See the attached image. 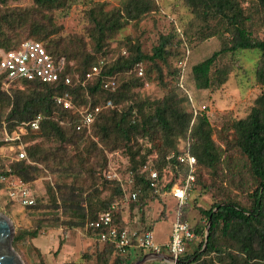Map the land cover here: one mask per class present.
<instances>
[{
    "label": "trees",
    "instance_id": "1",
    "mask_svg": "<svg viewBox=\"0 0 264 264\" xmlns=\"http://www.w3.org/2000/svg\"><path fill=\"white\" fill-rule=\"evenodd\" d=\"M181 1L192 15L190 31L160 35L146 53L138 36L117 41V48L111 45L122 29L130 26L137 31L144 20L159 13L156 0H119L108 10L94 0H0V52L35 40L55 61L64 60L60 79L52 83L25 79L4 83L0 76V148L7 144L1 140L4 135L23 126L13 144L21 145L26 155L8 161L0 151V196L8 189L1 177L29 182L46 175L45 171L56 174L50 202L62 205L66 228H80L101 243L87 256L94 257L93 264H130L143 256L133 259L132 249L122 253L113 242L100 241L108 229L89 223L104 212L111 213L110 228L130 229L124 218L127 213L130 220L139 215V231L152 232L156 221L150 217V203L168 196L174 201V216L180 212V220L187 222L188 203L178 205L168 192L180 182L179 175L188 173V166L175 157L167 159L185 149L196 159L193 186L209 193L213 203L209 209H199L203 224L190 226L199 243L175 264H264V93L246 117L223 123L218 134L223 150L213 138L207 106L191 107L192 95L222 85L220 71L212 68L227 53L258 50L255 82L264 86V0ZM77 3L84 5L81 31L67 33L58 19L67 17ZM196 38L218 41L220 48L192 62ZM171 58L178 59L177 65L172 66ZM143 63L148 65L139 76ZM93 66H99L98 74L86 80ZM153 73L164 94L150 100L139 92ZM65 95L72 108L58 103ZM95 108L99 111L92 123L83 126L84 113ZM37 116L41 119L33 130L28 123ZM116 151L126 157L127 165L111 169ZM149 157L160 177L166 167L171 170L170 181L155 184L150 179L144 169ZM111 173L120 179L108 178ZM35 197L34 205L22 208L38 211L44 199ZM33 222L32 228H16L14 248L37 238L42 225L39 219Z\"/></svg>",
    "mask_w": 264,
    "mask_h": 264
},
{
    "label": "rangeland",
    "instance_id": "2",
    "mask_svg": "<svg viewBox=\"0 0 264 264\" xmlns=\"http://www.w3.org/2000/svg\"><path fill=\"white\" fill-rule=\"evenodd\" d=\"M25 0L23 3H27ZM104 3L106 9L118 6L119 0H94ZM160 7V12L148 17L138 27L133 30L130 26L125 27L115 39L116 43L111 45L117 48L119 42L128 36H138L144 52H150L157 44L160 35H174L183 32L184 29L190 31L189 22L192 15L183 5L181 0H156ZM84 5L77 3L72 6L67 17H60L58 23L62 24L67 33L81 31V17ZM264 35V34H263ZM175 37H177L175 35ZM196 40V41H195ZM193 52L191 53L192 62L200 61L207 58L214 51L220 48L219 42L215 40H199L196 38ZM119 41V42H117ZM190 50V49H189ZM191 52V51H190ZM259 58L258 50L237 51L235 53H227L217 60L212 68L220 71L222 77V85L213 91L200 94L198 97L191 96V107L194 109H202L207 106V116L213 125V138L218 147L223 150L224 144L220 141L218 134L224 122L230 119H242L247 116L255 99L264 93V86L260 87L255 82V66ZM177 60L171 58L172 66L177 65ZM104 61H110L104 59ZM159 64L162 65L161 62ZM146 63L141 64L144 70L147 68ZM154 73L151 75L150 81H145L144 87L140 90L143 98L150 100L160 99L164 94V89L155 81ZM6 150L4 152L8 161L14 160L13 155ZM109 163L111 169L117 167L122 168L127 165L126 157L119 151L114 152ZM4 156V157H5ZM168 159V157H167ZM153 163L149 157L144 169L150 171L155 170ZM166 167L163 171V177L166 181H170L173 174ZM46 175L26 182L34 191L38 198H43L44 202L40 209L36 212L24 210L18 204H10L6 195L0 196V213L10 219L16 228H32L33 219L41 221V230L37 238L26 241L25 243L13 249L19 256L22 264H93L92 259L87 256L94 253L101 243L92 240L84 230L80 228H66L62 224V215L64 213L62 205L55 207L50 199L55 195L53 183L56 174L45 171ZM178 176V179H180ZM187 206V223L194 226L198 221L203 224V219L199 213V209H209L213 203L212 196L203 192L199 186H193L188 197ZM174 201L168 196H162L150 203V217L152 221H156L152 230V239L155 243L163 244L168 241L171 225L174 221V212L172 210ZM8 209L10 212H8ZM127 219V226L130 229H141L139 227V215L135 219H128V214L124 213ZM205 236V232H204ZM198 240L187 244L186 251L192 252ZM147 251L143 249H135L132 251V258L144 255ZM166 254V252H163ZM91 257V256H90Z\"/></svg>",
    "mask_w": 264,
    "mask_h": 264
},
{
    "label": "built area",
    "instance_id": "3",
    "mask_svg": "<svg viewBox=\"0 0 264 264\" xmlns=\"http://www.w3.org/2000/svg\"><path fill=\"white\" fill-rule=\"evenodd\" d=\"M180 61L179 65H184ZM102 64V62H100ZM64 60L55 61L53 57L47 53L42 43L35 40H27L20 44L16 50L0 52V76L4 77V83H11L17 80H39L43 83H52L60 79V74L63 69ZM99 66H93L91 70L86 73L85 79L91 80L98 74ZM137 74L143 75L142 68H139ZM65 83H69V78H64ZM58 103H62L67 108H72L69 95L57 99ZM110 105V102L107 103ZM204 107H202L203 109ZM94 111H87L83 115L82 125L89 127L94 119ZM40 116H37L32 122L28 123L31 129L38 128ZM79 129V128H78ZM24 132L23 126L18 127L17 132L12 135H4L2 141L7 143L0 148V151L8 150L14 159L22 160L25 158V152L21 145H14L13 142L18 139L19 135ZM175 157L180 164L188 166V173L185 176H180V182L175 183L169 190L168 194L178 203L183 205L188 201L189 194L195 182L196 173V159L190 155L189 150L185 149L182 154H172L168 159ZM150 179L155 184H164V177H160L155 170L149 171ZM108 178L120 179L116 173H111ZM2 181L7 183L6 197L9 202L18 204L21 207H29L35 204L36 197L34 191L28 183L15 178L1 177ZM131 183V180H129ZM135 198V194H131V199ZM112 216L109 211L99 215V217L89 223V226L94 228L106 227L108 231L101 235V242H113L117 249L122 253L126 250L143 249L147 253L169 255L174 259L186 253V246L197 240L195 233L191 230L187 222L180 220V212L175 215L174 221L171 225V232L167 242L163 244L155 243L152 239V232L139 231L136 229H124L118 231L115 228H110ZM173 264V263H172Z\"/></svg>",
    "mask_w": 264,
    "mask_h": 264
},
{
    "label": "water",
    "instance_id": "4",
    "mask_svg": "<svg viewBox=\"0 0 264 264\" xmlns=\"http://www.w3.org/2000/svg\"><path fill=\"white\" fill-rule=\"evenodd\" d=\"M209 222L205 229V241L203 249L207 245ZM14 236V227L8 217L0 213V264H22L16 251L13 249L12 241ZM150 260H162L170 264L177 263L178 259H174L166 254L146 253L141 259L135 260L130 264H143Z\"/></svg>",
    "mask_w": 264,
    "mask_h": 264
}]
</instances>
